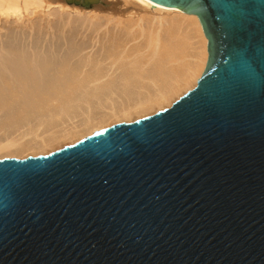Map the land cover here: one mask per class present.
Listing matches in <instances>:
<instances>
[{"label":"water","instance_id":"95a60500","mask_svg":"<svg viewBox=\"0 0 264 264\" xmlns=\"http://www.w3.org/2000/svg\"><path fill=\"white\" fill-rule=\"evenodd\" d=\"M207 61L170 107L0 160V264H264V0H150Z\"/></svg>","mask_w":264,"mask_h":264},{"label":"bare ground","instance_id":"6f19581e","mask_svg":"<svg viewBox=\"0 0 264 264\" xmlns=\"http://www.w3.org/2000/svg\"><path fill=\"white\" fill-rule=\"evenodd\" d=\"M206 61L197 17L150 0H0V157L153 115Z\"/></svg>","mask_w":264,"mask_h":264},{"label":"rangeland","instance_id":"374dc122","mask_svg":"<svg viewBox=\"0 0 264 264\" xmlns=\"http://www.w3.org/2000/svg\"><path fill=\"white\" fill-rule=\"evenodd\" d=\"M165 109V108H164ZM163 110V109H162ZM158 111H160V110H158ZM148 116H150V115H148ZM144 117H146V116H144ZM80 118H82V117H80ZM143 118V117H142ZM119 123H129V122H126V121H117V123H115L114 122V124L112 123L111 125L109 124V126H112V125H115V124H119ZM106 127H108V125L106 126ZM71 144H73V143H71ZM68 145H70V144H68ZM66 146V145H65ZM61 148V147H60ZM60 148H57V149H60ZM57 149H55V150H57ZM55 150H53V151H55ZM53 151H51V152H53ZM50 152H48L47 154H49ZM47 154H36V155H34V154H29V155H26V156H21V157H16V156H2V157H0V160L1 159H5V158H15V159H24V158H27V157H36V156H39V155H47Z\"/></svg>","mask_w":264,"mask_h":264}]
</instances>
